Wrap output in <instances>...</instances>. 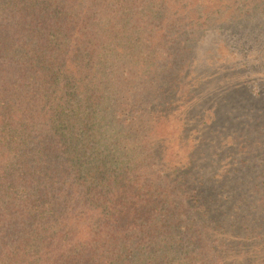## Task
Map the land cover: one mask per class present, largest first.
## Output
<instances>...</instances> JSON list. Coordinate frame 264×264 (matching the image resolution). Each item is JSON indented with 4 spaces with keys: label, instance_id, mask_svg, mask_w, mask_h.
<instances>
[{
    "label": "trees",
    "instance_id": "trees-1",
    "mask_svg": "<svg viewBox=\"0 0 264 264\" xmlns=\"http://www.w3.org/2000/svg\"><path fill=\"white\" fill-rule=\"evenodd\" d=\"M260 16L264 0H0V264H264L263 195L235 179L264 145V91L233 65L218 112L194 71L208 31Z\"/></svg>",
    "mask_w": 264,
    "mask_h": 264
},
{
    "label": "rangeland",
    "instance_id": "rangeland-1",
    "mask_svg": "<svg viewBox=\"0 0 264 264\" xmlns=\"http://www.w3.org/2000/svg\"><path fill=\"white\" fill-rule=\"evenodd\" d=\"M236 29L239 32L231 35L233 27L213 28L194 46V71L202 77H209L205 106L218 112L226 113L228 104L224 102L222 93L214 80L217 76H222L224 80L228 79V68L230 69L233 65L248 64L247 75L252 77V83H257L264 91V73L262 75L260 68L257 67L259 62L254 50L258 41L264 38V16L249 19L244 25H238ZM243 46L245 50L242 52ZM223 66L226 69L221 71ZM256 145L249 144L250 155L243 158L235 179L246 186L250 183L249 187L259 188L258 194H262L264 198V145ZM253 147H255V157L252 160L254 165H249L247 159L252 155Z\"/></svg>",
    "mask_w": 264,
    "mask_h": 264
}]
</instances>
